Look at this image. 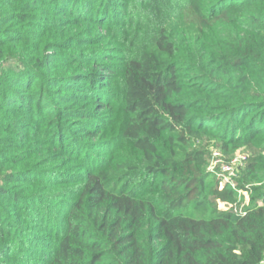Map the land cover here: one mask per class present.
<instances>
[{"label": "trees", "instance_id": "obj_1", "mask_svg": "<svg viewBox=\"0 0 264 264\" xmlns=\"http://www.w3.org/2000/svg\"><path fill=\"white\" fill-rule=\"evenodd\" d=\"M144 2L150 20L134 19L129 37L119 41L129 50L117 77L123 108L118 131L107 133L129 147V154L122 163L99 162L81 173L72 200L61 204L63 221L46 225L53 251L34 238L37 233L26 231L23 242L31 248L22 251L23 259L34 264H264V0ZM121 4L0 0V111L24 110L30 122L46 114L48 139L83 155L72 124L80 115L90 118L95 109H106L102 100L115 70L89 53L67 52L68 59L57 63L46 54L58 42L66 49L98 50L99 34L94 42L82 38L83 32L73 35L72 25L66 27L59 15L75 16L76 26L87 23L91 35L96 21L119 18ZM35 5L52 7L53 17L29 13ZM39 27L51 32L43 37L52 42L36 57L27 31L37 37ZM79 99L81 107H62ZM4 125L0 120V130H8ZM242 146L247 155L237 167L236 189L221 186L218 173L209 170L211 147L232 155ZM6 156H0V197L27 218L42 216L33 207L41 206L36 198H26L21 207L11 186L32 169L9 172L23 156L12 164ZM245 194L251 199L245 216L221 209V203H244ZM21 235L0 203V263ZM37 246L44 257L30 254Z\"/></svg>", "mask_w": 264, "mask_h": 264}, {"label": "rangeland", "instance_id": "obj_2", "mask_svg": "<svg viewBox=\"0 0 264 264\" xmlns=\"http://www.w3.org/2000/svg\"><path fill=\"white\" fill-rule=\"evenodd\" d=\"M140 1L142 0H122L121 5L123 8L122 6L117 7V9L120 10L118 13L119 18L115 19L113 22H104L102 25H97L96 23H98V21H96L93 24L96 25L97 28L91 35L87 32V29L89 28L87 23L76 26V24L73 23L76 19L75 16H72L69 13H62L59 15L67 25L66 27H69V24L72 25V28L70 29L73 35L83 32L84 34H80L82 38L87 39V41L93 40L92 42H94L96 39L93 37H98L96 35L99 34L100 44L98 47H108V50L101 52V47L97 50L93 49L94 46L91 48L85 46L87 48L83 49L76 47L66 49L62 47L60 42H58L59 44H55L54 46L51 45L49 52L46 54L47 57L53 58L55 63H57L68 59L67 52L77 54L89 53L92 55V59L99 65L113 67L115 70L112 84L109 88L105 89V92L107 93L105 96L106 98L102 100V102L107 105L106 109H95V114H93L94 117L90 118L82 117L84 114L80 115L74 119V124H72L74 135L83 143V155H81L80 152L76 153L74 151H68V147L57 142L52 143L50 141L51 138L48 139L50 137L48 134L51 131L47 128L48 119L46 118V114H38V116L34 118V121L30 122L31 116L24 110H11L6 107L4 111H0V120H2V123L5 124L4 126L8 129L0 130V143H2V141H6L4 143H7L6 147L2 146L3 143L0 144V151H4L0 152V156L5 157L7 155L6 160L10 161L11 164L15 162V156H23L20 160V164H13L14 168L10 166V170H7L11 173H16L14 171L26 170V167L32 169L29 171V175H25L24 177L22 171L20 178H16L15 182L11 184V186H15L13 191L19 192L21 207H25L27 203L26 198H36L41 206L34 203L33 207L35 206L34 209H36L37 214L42 215L38 216V218H34L35 210L32 208L30 211L34 214H32L30 218H27V212L23 214L22 209L18 208V206L16 207L10 203L8 199L0 197L3 211L12 218V221H14L20 228L22 234L20 236L22 240H19L14 247L8 250L4 263L0 264H34L33 262L25 261V259H23V253L25 250H30L31 248L23 242L26 231L37 233L38 236H31H34L37 241L44 243L45 247L48 246L46 248L48 252L53 251L52 246L50 247L49 241L53 238V234L46 230V225L47 223L52 222V220H56L59 223L63 221L64 213L60 208L61 204L64 201L72 200L71 196L73 193L71 190L77 187L76 183L80 174L88 171L90 169L89 166L96 165L99 162L102 164L105 163L108 166L122 163V157L129 154V147H125L121 140H118L117 137L111 138L107 133L118 131L123 108L119 91L121 83L117 77L121 72L123 62L129 57V50L126 46L120 44L122 42L119 43V41H124L129 37L127 32L131 31L135 20L141 18L145 20V23L150 20V13L147 12L149 5L144 2L146 0L142 2ZM35 7L36 8L29 13L53 17V14H50V9H52V7L47 6L43 8L44 10H41L40 5H35ZM49 21H51V19ZM49 21L45 23H50L49 25H51V22ZM140 24L143 23L140 22ZM52 25H54V23H52ZM111 25H116L121 28L109 29L108 27H113ZM91 27H93V25ZM27 32L31 34L33 33V31ZM35 32H40L41 35H37L36 37L35 35L30 34L32 38L29 45L31 47V52H34L36 57H40L41 50L45 44L52 42H48V39H46L47 37H43V35L46 34L50 37L51 32L45 31L43 27L36 28ZM43 38L45 40H43ZM111 41H115L116 44ZM59 89L63 90V92H67L66 88ZM82 100L83 99L74 100L62 107L69 105L81 107L83 105ZM59 104L61 105V102H58V105ZM12 123H17L19 126L12 128L10 126ZM221 123V121H217L215 122V125H221ZM215 151H220L221 163L226 165L230 164L231 161L236 158L242 161L247 155L246 146L236 149L232 155H229L222 149L211 147V162L213 160L212 155ZM7 170L5 169V173H7ZM209 170L211 172H218V175L220 176L219 178L222 179L221 186L227 183V181H232L236 184V180L239 178L237 166L235 174H224L227 176L226 179L223 177V173L220 175L221 169L219 166L215 168V171H212L211 169ZM29 177L33 178V181L29 182ZM22 178L27 179V181H21ZM245 196L246 201L250 203V196L248 194ZM45 210L47 213H45ZM40 249V246H37L30 252V254H34L35 258H42L46 253L42 252Z\"/></svg>", "mask_w": 264, "mask_h": 264}, {"label": "built area", "instance_id": "obj_3", "mask_svg": "<svg viewBox=\"0 0 264 264\" xmlns=\"http://www.w3.org/2000/svg\"><path fill=\"white\" fill-rule=\"evenodd\" d=\"M212 156H213V160H212V162L210 164V168L209 169H211L212 171H215V168L217 166H219V168L221 169L220 175H222V173H223V175L224 174H229V175L235 174L236 166L238 167L239 165H241L242 161H243V160L240 161L238 158H236V159H233L230 164L226 165V164L221 163L222 160H221L220 151H215ZM215 172H217V171H215ZM223 177L225 179L227 178L226 175H224ZM227 183H229L234 189H236V184L234 182L227 181ZM247 204H248L247 201H245L244 203L239 201L236 204L221 203L220 207H221V209H224V210L232 209V210H234L235 213L242 214V215L245 216L247 214V212L245 210V207H246Z\"/></svg>", "mask_w": 264, "mask_h": 264}]
</instances>
